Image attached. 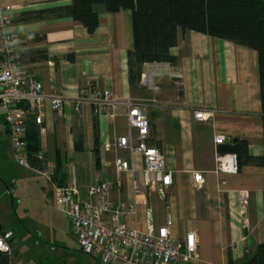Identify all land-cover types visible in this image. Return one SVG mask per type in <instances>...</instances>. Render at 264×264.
<instances>
[{"label":"crops","instance_id":"0c3cea01","mask_svg":"<svg viewBox=\"0 0 264 264\" xmlns=\"http://www.w3.org/2000/svg\"><path fill=\"white\" fill-rule=\"evenodd\" d=\"M70 2L11 0L12 23L7 29L14 36L24 71L41 83L45 94L60 92L65 100L59 113L46 106L40 125L28 121L38 130V154L51 166L52 174L60 166L63 177L54 181L52 175L49 183L17 165L1 106L0 175L14 166L31 173L41 178V190L52 201L53 184L64 185L70 172L79 200L91 204L95 200L88 197V186L96 181L109 183L111 203L135 206L133 214L120 217L121 224L145 232L150 224L162 226L169 214L174 240L182 242L187 232L195 234V257L176 264H242L264 242V169L252 165L236 174L219 173L215 155H232L219 150L237 140L247 142L251 157L264 154L256 52L201 33L178 31L177 44L170 49L175 59L171 71L178 78L159 79V91L151 93L140 82L129 84L131 12L108 13L94 6L98 26L89 34L70 18L51 16V10ZM94 85L112 94L117 102L114 117L97 115L91 105L77 113L73 110L79 89ZM126 100L143 104L151 144L172 172L173 183L164 199L154 188L142 186L141 156L118 145L128 131ZM197 111L207 114V119L195 120ZM215 136H222L224 143L215 145ZM116 160L125 162L128 169L117 171ZM194 173L202 176L201 187L194 184Z\"/></svg>","mask_w":264,"mask_h":264},{"label":"built area","instance_id":"2783aa9c","mask_svg":"<svg viewBox=\"0 0 264 264\" xmlns=\"http://www.w3.org/2000/svg\"><path fill=\"white\" fill-rule=\"evenodd\" d=\"M9 1L11 0H0V106L5 113L17 165L52 183L51 166L45 162L42 154L35 156L39 167H33L28 162L26 123L32 120L40 125L45 107L59 113L65 100L60 92L45 94L41 83L24 71L14 36L7 31L12 23L13 7L9 5ZM166 76L178 78V74L171 71L169 63H147L142 67L139 82L147 91L156 93L159 91L158 80ZM116 104L108 90L94 85L79 89L73 102V110L77 113L82 106L91 105L97 115L114 117ZM123 105L126 109L128 131L124 137L119 138L118 145L141 156L142 186L154 188L159 197L164 199L165 190L173 183L172 172L166 168L161 152L151 144L150 122L143 104L126 100ZM194 119L204 121L207 114L197 111ZM223 143L222 136L214 137L215 145ZM115 167L119 172L128 169V165L121 160L115 161ZM215 170L224 174H236L235 157L216 153ZM193 182L201 187L204 180L199 173H194ZM110 192L109 183L96 181L90 184L87 195L95 200L91 204L79 200L76 180L70 172L66 174L64 185L53 184V204L69 220L83 254L94 258L98 264H176L195 257L198 249L195 234L187 232L182 242L174 240L171 236V215L166 216L162 226L154 228L150 224L145 232H141L119 222L120 217L134 213V204L114 205L110 201ZM241 203L244 208L245 194L241 196ZM243 226L248 227L246 221ZM11 237V232H0V255L7 256L9 264H14Z\"/></svg>","mask_w":264,"mask_h":264},{"label":"trees","instance_id":"16d2710c","mask_svg":"<svg viewBox=\"0 0 264 264\" xmlns=\"http://www.w3.org/2000/svg\"><path fill=\"white\" fill-rule=\"evenodd\" d=\"M94 6H102L108 13L131 12L133 49L127 54L131 86L139 83L144 64L175 63L170 49L177 44L178 31H193L254 50L258 58L264 147V0H71L69 5L55 8L50 14L58 19L70 18L92 34L98 26ZM33 125L26 123L25 141L28 162L33 167H39L35 158L39 152L38 130ZM97 132L94 126L95 138ZM219 152L235 157L237 172L252 165L264 169V154L260 158L251 157L246 141L237 140ZM59 175L63 177L61 167L56 166L53 180L56 181ZM0 232H3L1 228ZM9 261L7 256L0 255V264H9ZM242 264H264V242Z\"/></svg>","mask_w":264,"mask_h":264},{"label":"rangeland","instance_id":"374dc122","mask_svg":"<svg viewBox=\"0 0 264 264\" xmlns=\"http://www.w3.org/2000/svg\"><path fill=\"white\" fill-rule=\"evenodd\" d=\"M41 185L16 166L0 175V228L12 233V263L98 264L80 251L69 220Z\"/></svg>","mask_w":264,"mask_h":264}]
</instances>
